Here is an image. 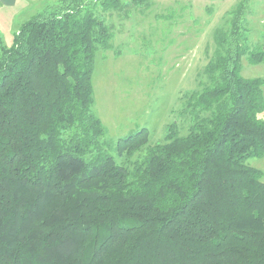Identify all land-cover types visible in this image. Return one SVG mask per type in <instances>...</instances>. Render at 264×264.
Returning a JSON list of instances; mask_svg holds the SVG:
<instances>
[{
    "label": "trees",
    "instance_id": "obj_1",
    "mask_svg": "<svg viewBox=\"0 0 264 264\" xmlns=\"http://www.w3.org/2000/svg\"><path fill=\"white\" fill-rule=\"evenodd\" d=\"M248 1L182 95L187 133L120 138L121 163L91 110L112 33L88 7L122 0H59L0 48V264H264V181L246 164L264 155V79L240 74L264 51L242 37Z\"/></svg>",
    "mask_w": 264,
    "mask_h": 264
},
{
    "label": "rangeland",
    "instance_id": "obj_2",
    "mask_svg": "<svg viewBox=\"0 0 264 264\" xmlns=\"http://www.w3.org/2000/svg\"><path fill=\"white\" fill-rule=\"evenodd\" d=\"M58 1L15 0L8 7L1 5L0 48H10L27 20ZM237 1L149 0L142 6L122 0L118 7L101 2L88 7L112 33L109 48L95 54L92 74L91 110L105 129L106 154L121 163L117 141L141 129L147 131L148 145L163 143L172 124L180 134L187 133L182 95L205 81L204 67L216 49L214 33L227 28L225 15ZM241 32L248 49L264 51V0L246 3ZM240 74L264 79V59L249 64L242 57ZM258 116L264 120V111ZM246 164L259 170L264 181V155L249 158Z\"/></svg>",
    "mask_w": 264,
    "mask_h": 264
},
{
    "label": "crops",
    "instance_id": "obj_3",
    "mask_svg": "<svg viewBox=\"0 0 264 264\" xmlns=\"http://www.w3.org/2000/svg\"><path fill=\"white\" fill-rule=\"evenodd\" d=\"M15 2V0H0V6L3 5L4 7H8L9 5H12Z\"/></svg>",
    "mask_w": 264,
    "mask_h": 264
}]
</instances>
